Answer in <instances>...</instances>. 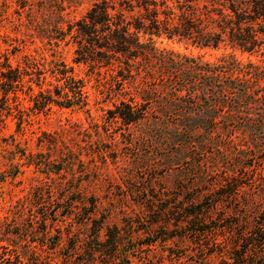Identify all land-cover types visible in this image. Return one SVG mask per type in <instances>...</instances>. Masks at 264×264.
Returning <instances> with one entry per match:
<instances>
[{
  "label": "rangeland",
  "instance_id": "374dc122",
  "mask_svg": "<svg viewBox=\"0 0 264 264\" xmlns=\"http://www.w3.org/2000/svg\"><path fill=\"white\" fill-rule=\"evenodd\" d=\"M95 1L0 0V56L22 71V80L8 90L6 101L0 73V253L11 257L0 264H80L82 255L72 252V246L79 239L82 246L90 241L94 220L104 225L98 237L102 249L107 245L105 225L119 226L124 235L118 259L109 264H218V259L204 260L189 241L146 244L154 236L141 230L146 226L139 222L144 214L140 201L154 192L174 189L195 175L198 184L214 182L210 172L225 170L245 172L243 180L248 183L255 177L254 189H260L258 199L263 206L264 142L251 140V126L245 121V135L237 132V140L246 143L239 146L240 151L221 153L218 144H205L203 136L194 138V145H183L180 141L185 135L168 117L175 107L162 98L153 102L148 118L140 122L127 125L111 118L109 111L115 104L136 95L133 85L119 89L108 67L77 62L76 44L69 37L55 38L56 27L81 18ZM166 1L174 4L177 0ZM154 41L160 49L180 55L211 62L232 56L264 70V49L248 52L230 44L208 47L167 37H154ZM61 62L84 80L86 106L52 102L41 108L35 104L39 69L45 77L42 88L54 93V86L63 81L52 70ZM203 117L188 118L192 133L204 131ZM64 156L73 164L63 165ZM42 211L56 218L46 236L36 231L40 224L35 220ZM103 256L99 259L110 258Z\"/></svg>",
  "mask_w": 264,
  "mask_h": 264
},
{
  "label": "trees",
  "instance_id": "16d2710c",
  "mask_svg": "<svg viewBox=\"0 0 264 264\" xmlns=\"http://www.w3.org/2000/svg\"><path fill=\"white\" fill-rule=\"evenodd\" d=\"M55 34L59 40L69 37L76 44L77 62L90 63L92 68L108 67L119 89L133 85L136 95L115 104L109 111L111 118L127 125L140 122L148 118L153 102L162 98L175 107L168 117L185 135L180 141L183 145H194V138L203 136L205 144H218L221 153H234L246 144L237 140L238 131L245 135V121L251 126V140L264 142V70L232 56L211 62L180 55L160 49L154 41V37L178 38L201 46L230 44L243 51H261L264 0H228L219 4L197 0H177L174 4L166 0H97L81 18L69 21L66 27H56ZM56 66L53 75L63 84H56L54 93L51 88L43 89L45 77L39 69L40 89L35 104L41 108L52 102L66 107L86 106L84 80L65 63ZM0 73L6 101L8 90L22 80V71L3 62L0 56ZM195 115L205 119L201 126L204 131L197 135L188 129V118ZM152 116L158 118L157 114ZM227 147H233V151ZM62 158L63 165L73 164L66 156ZM210 174L216 180L213 183L198 184L195 175L174 189L154 192L140 201L144 214L139 216V222L146 226L141 230L154 236L146 244L178 239L191 242L206 261L264 264V205L258 199L260 189H254L255 177L248 183L243 180L245 172L229 174L224 170ZM130 221L128 225L132 226L133 218ZM35 222L40 224L36 231L46 236L49 228L55 227L56 218L42 211ZM94 223L90 241L82 246L79 239L72 252L82 255L80 264L116 261L124 237L121 228L105 225L107 245L102 249L98 237L104 225L98 220ZM39 244L43 248L45 241ZM103 253L104 259L110 255L109 260L99 259ZM8 258L11 259L7 253H0L1 261Z\"/></svg>",
  "mask_w": 264,
  "mask_h": 264
}]
</instances>
